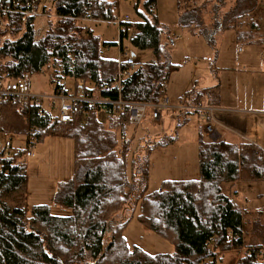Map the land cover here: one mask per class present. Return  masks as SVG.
Segmentation results:
<instances>
[{"label": "trees", "instance_id": "trees-1", "mask_svg": "<svg viewBox=\"0 0 264 264\" xmlns=\"http://www.w3.org/2000/svg\"><path fill=\"white\" fill-rule=\"evenodd\" d=\"M41 3L42 0H0V8L30 4L31 11H36ZM260 3L264 0H237L238 5L230 10L233 25L220 22L219 28L234 29L236 38L242 40L236 30L243 28L241 21L253 14ZM50 5L54 20L48 21L39 40L35 39L34 15L0 13L1 81L9 83L24 74H48L51 82L59 79L68 83L75 95L92 97L100 93L112 101L147 105H157L167 97L168 81L178 65L164 59L157 0H133L137 19L127 24L131 33L119 34L121 42L125 40L132 48L149 51L153 56L152 61L134 66L104 58L100 38L80 23L87 14L94 21L115 22V2L52 0ZM199 12L186 11L179 25H199ZM253 31L250 25L246 37L249 42L254 38ZM119 70H130L131 74L120 88L101 93L112 86ZM184 97V105L192 109L178 113L176 129L187 123V118L179 122L182 117L200 118L202 114L195 108L202 105L200 91L185 92ZM41 108L36 103L1 102L0 135L24 136L34 128L38 141L47 137L72 140L73 176L59 185L52 202L53 207L69 210L70 215H52L47 205H35L28 212L20 203L11 205L8 200L23 190L27 181L25 165L18 163L24 153L17 150L4 157L0 148V264H217V254L242 250L249 223L257 242L248 245L234 264H264V228L258 223L262 212L243 211L221 189L222 184L243 177L248 182H264V151L260 147L253 143L200 140L199 178L164 181L157 191L147 195V169L143 170L137 157L130 165L128 162L131 143L126 137L130 126L127 108L117 115L110 105H98L97 109L88 108L74 115L67 123L59 122L51 109L39 115ZM101 113L107 127L100 119ZM148 113L150 116V109L145 118ZM150 120L153 121L151 117ZM175 139L162 136L154 144L159 148ZM141 152L143 148L136 152L138 159ZM136 205L139 223L172 244L173 254L149 256L127 245L123 230Z\"/></svg>", "mask_w": 264, "mask_h": 264}, {"label": "rangeland", "instance_id": "rangeland-1", "mask_svg": "<svg viewBox=\"0 0 264 264\" xmlns=\"http://www.w3.org/2000/svg\"><path fill=\"white\" fill-rule=\"evenodd\" d=\"M51 1L46 0L45 4L49 10H52ZM108 1L115 2L116 19L125 15L129 16L131 22L137 19L133 9V0ZM235 5H238L237 0H157V16L163 30L162 43L165 45L164 59L178 65L177 72L171 74L167 85V95L171 105L176 106L178 98L184 99V93H190L194 89L202 93V102H208L210 106L220 107L223 110H249L248 98L250 96L255 98L261 94L264 100V62L262 61L264 48L256 44V42L264 41V3H260L259 8L253 14L248 15L242 21L239 20L243 23V28H238L236 31L240 33L242 40L236 38L234 29L221 30L219 28L221 23L233 25L230 10ZM191 9H199V16H197L200 24L191 28H183L179 25L180 17ZM51 20H54L52 13L51 16H36L34 21L36 40L43 36L47 29L46 25ZM87 21L81 20L80 23L89 26L93 34L100 38L101 44L104 45L102 56L116 60L120 42L117 25L114 22L88 21L87 23ZM250 25L254 26L253 42L255 43L246 39ZM175 35L180 36L182 41L174 47L167 45L168 39ZM105 44H110V46L107 48ZM111 44L117 46H111ZM123 47L128 54L134 53L140 63L148 62L144 60L151 58V52L146 51V56L143 57L141 51L132 48L125 40H123ZM241 48L244 52H240ZM253 70L255 73H251ZM31 83L33 94L46 95L48 98L53 95V84L48 74L33 75ZM187 86L189 88L184 92ZM216 86H220L219 91ZM51 102L50 99L46 100L45 107L56 114L57 104L54 103L53 107ZM261 106L259 109L264 110V101ZM177 116L178 111L174 113L164 111L159 120L151 121L148 113L141 125H130L127 128L126 137L131 143L128 162L130 165L134 157H137V162L141 167L143 166V170L147 169L145 193L147 195L157 191L164 181H187L199 178V141L207 143L211 139L203 132L201 117L197 119L195 115L184 116L179 122L187 118V123L176 129ZM100 119L107 127L103 113L100 114ZM252 119L257 125L254 130L260 135L264 134V123H260L264 121V115L259 113L256 118ZM218 133L223 135L224 128L218 127ZM162 136H173L176 139L173 143L156 148L154 143L158 142ZM8 138L12 140V152L24 150L25 135L9 134ZM246 138L250 141L237 137L230 142L239 144L240 142H256L253 137ZM5 139L0 135V148L3 147ZM218 140L223 139L218 138ZM152 144H154L153 149L148 151ZM257 144L262 149L264 148V143L257 142ZM139 148H143V152L140 153L141 157L138 159L136 152ZM18 163L25 165L27 181L23 190L13 195L8 202L10 201L11 205L22 204L27 212L35 205H47L51 208L52 215H70L69 210L53 207L52 202L59 185L67 183L73 176L72 140L58 137L36 140L33 154L28 157L25 154L22 155ZM130 172L128 178L131 187ZM244 179L243 177L233 183L222 184V192L243 211H261L258 223L260 228H264V183L248 182ZM134 210L131 221L123 230L127 245L131 248L137 247L149 256L173 254V245L141 225L137 220L139 214L137 205ZM119 217L120 215L117 216L118 219ZM246 230L242 250L217 254V264H234L246 251L248 245L257 242L256 235L252 233L251 223L246 226Z\"/></svg>", "mask_w": 264, "mask_h": 264}, {"label": "built area", "instance_id": "built-area-1", "mask_svg": "<svg viewBox=\"0 0 264 264\" xmlns=\"http://www.w3.org/2000/svg\"><path fill=\"white\" fill-rule=\"evenodd\" d=\"M45 3V0H43ZM41 3L36 11H31L30 4H26L24 6L15 4L11 7H1L0 13L7 14L9 12L18 13V14H26V15H34L36 16H51V11L43 6ZM52 16L53 13H52ZM83 20L92 21L93 19L90 15H84ZM94 21V20H93ZM2 18L0 16V26L2 25ZM130 18L125 15L122 18L116 19L114 22L117 25L119 34L121 32L130 33L131 29L127 27L129 24ZM182 41L180 36H172L168 39V45L171 47L176 46V44ZM118 61L120 63H125L130 66H134L137 62L135 61V57L132 54H128L125 48L120 46ZM264 62V60H263ZM131 74L130 70H119L114 77V82L112 86L105 87L101 90V93L108 94L113 87L120 88L121 83ZM53 95L48 98L45 96L35 95L32 93V83L31 76L28 74H24L22 77L15 81H11L9 83H5L0 80V103H10V104H31L36 103L40 105L42 108L39 112V115H43L45 110H48L45 107V101L51 100V106L54 107V103L57 104L58 111L55 114L57 120L61 123H67L72 120L74 115L82 114L87 111L88 108L97 109L98 105H110L112 111L114 113L121 114L127 108L128 109V124L131 126H139L146 119L147 111L150 109V117L153 121H157L161 118V115L164 111H182L185 109V98L181 99V101L176 104V106L171 105L169 99L167 97L163 98L161 102L157 105H147L143 103H125L121 99L117 101L110 100L107 96L98 94L96 96H84L78 93L75 95L71 92L67 83L63 80L54 79L53 82ZM84 85V82L81 83ZM201 118L203 120V132L207 137L211 139H215L217 137V120L214 117L213 109L206 108V110L201 111ZM37 130L32 128L29 129L28 133L25 135V148L24 154L25 156H31L33 154L34 145L36 142L35 134ZM5 139L3 149L4 157L11 156L12 152V140L8 138V134H1ZM217 258V257H216ZM204 264H208L206 261Z\"/></svg>", "mask_w": 264, "mask_h": 264}, {"label": "crops", "instance_id": "crops-1", "mask_svg": "<svg viewBox=\"0 0 264 264\" xmlns=\"http://www.w3.org/2000/svg\"><path fill=\"white\" fill-rule=\"evenodd\" d=\"M42 3H43V0H42ZM45 4H46V0H45V3H43L44 7H45ZM50 11L52 12V10H50ZM93 22H99V21H93ZM87 23H88V21H87ZM82 26H84V25L82 24ZM84 27L88 28V29H91L89 26H84ZM119 41H120V36H119ZM251 43H255V42H253V40H252ZM256 44H258L259 46L264 48V41L256 42ZM122 45H123V41L122 42L120 41L119 42V50H120V46H122ZM108 47L109 46H107V48ZM240 52H244L242 48L240 49ZM140 53L143 54V57L146 56V52H140ZM117 56L119 57V51H118V55ZM132 56H134V53L132 54ZM150 57H151L150 60L147 59V60H144V61H152L153 60V56L151 55ZM262 57H263V59H262V61H263L264 60V56H262ZM135 61L137 63H140L136 57H135ZM210 69L213 70V68H210ZM251 73H255V71L253 70ZM189 86H187V88H184L185 90L183 89L184 92L189 88ZM217 90L218 91L220 90V86H218ZM166 96L168 97V95H166ZM168 99H169V97H168ZM204 100H206V99H204ZM169 101H170V99H169ZM180 101H181V98H178V101L176 102V104L179 103ZM263 101L264 100H263V97L261 96V94L257 95L255 98L250 96L248 98L249 110H247V111H243V110H239V109L238 110H228V109L223 110L220 107H218V108L215 107L214 108V107L210 106L208 104V102H205V101L202 102L201 107L196 106L195 108L200 110V111H203V112H204V110H206V108L213 109L214 117L218 121L217 122L218 126L216 128L217 129V139L220 138V139H223V141L227 140L225 142L231 143V144H239V143L230 142V140L236 139L238 137V139H244L245 141H250V140H247V138H246V137L250 136V137H253L255 139L254 141H256V142H252V143L257 145L258 147H260L257 144V142L262 143V144L264 143V134L260 135V133H258L256 130H254L255 126H257V125L255 123V120L252 119V118H256L259 115V113L264 115V110L259 109V107H262L261 105H262ZM170 103H171V101H170ZM184 107H185V109H183L184 111L192 109V107H188V106H186V104H185ZM165 112H167V111H165ZM165 114H167V113H165ZM248 114H250L251 116H249ZM194 117L196 118V115ZM260 123L263 124L264 121H261ZM218 127L224 128L223 135H220L218 133ZM243 143L244 142H240V144H243ZM262 150L264 151V148Z\"/></svg>", "mask_w": 264, "mask_h": 264}, {"label": "water", "instance_id": "water-1", "mask_svg": "<svg viewBox=\"0 0 264 264\" xmlns=\"http://www.w3.org/2000/svg\"><path fill=\"white\" fill-rule=\"evenodd\" d=\"M215 140H217V137L215 139H213L212 141H215Z\"/></svg>", "mask_w": 264, "mask_h": 264}]
</instances>
